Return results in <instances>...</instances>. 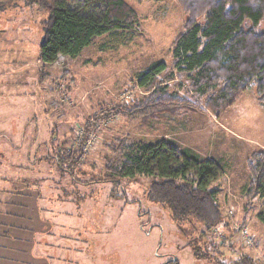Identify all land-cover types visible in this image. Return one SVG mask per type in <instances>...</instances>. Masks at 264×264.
Instances as JSON below:
<instances>
[{
  "label": "rangeland",
  "instance_id": "1",
  "mask_svg": "<svg viewBox=\"0 0 264 264\" xmlns=\"http://www.w3.org/2000/svg\"><path fill=\"white\" fill-rule=\"evenodd\" d=\"M124 1L138 18L134 30L101 36L78 56L49 65L38 61L47 13L33 0L0 2V176L23 175L26 203L37 200L47 233L34 237V256L47 264H243L244 254L249 264H264V198H244L246 159L264 151V108L244 91L218 114L159 113L146 125L103 116L116 104L141 100L146 92L136 75L159 61L170 68L171 44L183 32L177 0ZM164 83L172 92L187 89L178 77ZM54 135V146L70 153L82 148L72 173L46 160L56 154ZM161 138L223 169L214 186L225 239L216 230L201 234L199 221L180 220L167 204L151 200L149 178L118 185L99 179L124 146ZM28 205L35 208L32 200ZM31 209L26 206V215L37 222ZM237 226L247 228L252 245H242ZM221 240L226 243L215 249Z\"/></svg>",
  "mask_w": 264,
  "mask_h": 264
},
{
  "label": "trees",
  "instance_id": "2",
  "mask_svg": "<svg viewBox=\"0 0 264 264\" xmlns=\"http://www.w3.org/2000/svg\"><path fill=\"white\" fill-rule=\"evenodd\" d=\"M33 1L47 13L38 49V61L44 65L61 57L74 58L95 39L130 32L138 22L135 11L124 0ZM177 3L185 19L183 32L170 47L171 67L159 61L137 74V83L146 94L131 104L114 105L103 116L139 118L146 125L159 113L218 114L244 91H250L264 108V0ZM165 77L181 78L187 89L179 85L180 92L170 91ZM54 140L55 135L51 146ZM79 146L71 153L68 148L54 146L56 154L46 160L54 158L60 170L72 173L81 154ZM245 167L249 181L244 198L249 203L264 198V151L252 152ZM223 175V169L214 161L199 159L168 138H161L154 143L124 146L119 159L108 165L107 174L99 179L115 185L137 176L151 179L147 186L149 198L167 204L180 220L193 217L204 228L201 234L206 235L226 226L214 186ZM217 243L215 249L223 245ZM240 257V263H250L244 254Z\"/></svg>",
  "mask_w": 264,
  "mask_h": 264
},
{
  "label": "crops",
  "instance_id": "3",
  "mask_svg": "<svg viewBox=\"0 0 264 264\" xmlns=\"http://www.w3.org/2000/svg\"><path fill=\"white\" fill-rule=\"evenodd\" d=\"M23 178V175H19L18 172L15 177L14 175L0 176V183L5 185L1 188L0 200V264H47L45 258L42 256L36 258L33 254L34 246H37V240L34 237L37 234V236L43 237L47 232L44 233L42 230L47 224L40 222L44 219H40L41 215L39 206L36 205V198H29L26 203V191L22 190V186L25 185ZM8 183L17 185L6 187ZM28 196L31 197V194ZM31 200L35 204V208L32 209L28 205ZM26 206L31 210L35 209L37 222L29 221L32 217L26 215L28 213ZM42 241L45 242V239Z\"/></svg>",
  "mask_w": 264,
  "mask_h": 264
},
{
  "label": "built area",
  "instance_id": "4",
  "mask_svg": "<svg viewBox=\"0 0 264 264\" xmlns=\"http://www.w3.org/2000/svg\"><path fill=\"white\" fill-rule=\"evenodd\" d=\"M79 137H80V135L78 132L77 136H76V141L79 140ZM235 230L239 233V239H240L242 245L250 246L253 244V241L251 240V237H250V234H249L247 228H245L243 226H237L235 228ZM216 231L219 232L218 237L223 238V239L226 238V235L222 231H218V228ZM221 242L226 243V240H225V242H224V240L223 241L221 240Z\"/></svg>",
  "mask_w": 264,
  "mask_h": 264
}]
</instances>
